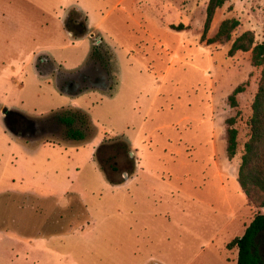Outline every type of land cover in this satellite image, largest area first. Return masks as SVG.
Returning a JSON list of instances; mask_svg holds the SVG:
<instances>
[{"label":"rangeland","instance_id":"rangeland-1","mask_svg":"<svg viewBox=\"0 0 264 264\" xmlns=\"http://www.w3.org/2000/svg\"><path fill=\"white\" fill-rule=\"evenodd\" d=\"M65 1L0 0V227H10L0 236V264H238V248L226 245L264 212L248 202L237 179L262 67L253 65L251 51L230 56L232 40L201 41L208 0H78L93 33L70 48L63 17L53 11ZM227 17L240 20L232 39L252 30L256 42L264 40V0H227L208 37ZM95 36L107 88L92 84L67 91L77 98L67 96L28 61L48 49L63 64L69 55L67 65H81ZM240 84L245 91L234 107L229 96ZM5 107L34 116L71 107L87 113L84 141H95L62 146L77 163L69 197L32 184L3 185L2 174L22 157L13 147L17 137L3 128ZM235 115L238 149L230 159L227 119ZM102 140L129 148L115 181L125 180L133 164L136 170L137 156L145 173L127 186L111 183L98 162L111 155L100 150ZM24 190L32 193L23 202ZM19 235L32 243L13 241ZM259 248L264 264V232ZM13 251L23 255L12 258Z\"/></svg>","mask_w":264,"mask_h":264},{"label":"trees","instance_id":"trees-1","mask_svg":"<svg viewBox=\"0 0 264 264\" xmlns=\"http://www.w3.org/2000/svg\"><path fill=\"white\" fill-rule=\"evenodd\" d=\"M227 0H208L206 7V19L203 26L201 41L207 43H223L232 40L228 51L230 56L239 51L252 52V63L255 66H261V78L258 83V90L252 102V115L249 119L250 135L244 143V149L241 156V163L238 171V182L244 191L248 202L255 208H264V40L256 42L255 33L252 30H246L234 39L233 32L240 25V20L236 17H227L223 19L213 37H208L214 20L216 11L222 7ZM83 13L75 9L69 10V14ZM85 15V14H84ZM82 22V30L74 31L76 38L82 37L89 32L87 25V16ZM69 20V19H68ZM66 20V28L73 29ZM180 29L185 28L183 24L174 26ZM97 49L93 45L92 53ZM245 91L244 84L238 85L231 95L229 102L232 106H238L237 95ZM54 115L60 118V121L66 125L71 132H75L76 122L88 123V115L79 108H64L54 111ZM237 116L227 119V155L232 159L238 149V128L235 126ZM82 134V133H81ZM80 135V134H79ZM83 135V134H82ZM83 139H86L85 137ZM264 232V212L257 211L244 233L241 236L234 237L227 243L228 249L238 248V264H263L262 253L259 248L261 234Z\"/></svg>","mask_w":264,"mask_h":264},{"label":"crops","instance_id":"crops-1","mask_svg":"<svg viewBox=\"0 0 264 264\" xmlns=\"http://www.w3.org/2000/svg\"><path fill=\"white\" fill-rule=\"evenodd\" d=\"M64 6H61L59 9L58 7H53V11L60 15H62V33L66 37V41L64 42L65 46L68 48L74 46V41L85 39L91 36L92 31H89L86 35L76 38L73 33L68 32L66 29H64L63 25L66 19V16L69 13V10L75 9L77 12H83L87 16V11L79 5V1H71V0H66L64 2ZM222 20L219 21V24ZM87 25L88 24V18H87ZM65 26V25H64ZM89 28V26H88ZM90 30V29H89ZM94 44V42H93ZM92 44V46H93ZM55 47V46H54ZM93 48V47H92ZM38 52V53H37ZM40 54H46L57 66L62 67V69L66 70L67 72H73L78 70L79 67L82 65H85L86 62L88 61L89 57L92 54V50L90 54L88 55L87 60L85 63L78 65V66H71L67 65L68 62H72L73 57H67L64 58L65 64L61 63L60 61L55 59V56L53 55L51 50L48 49H39L38 51H34L31 56L29 57V60L31 63H33L34 68L37 72V74L43 78H49L53 82V84L57 87V89L70 97H74L73 95H69L67 91H61L56 83L53 81L54 76L53 73H49L47 75H42L36 67V59ZM71 54H75L74 57H78L80 55H77L75 52L71 51ZM85 54V52L83 53ZM76 96V95H75ZM71 108H79V107H71ZM62 109L58 108L57 110ZM83 110L82 108H79ZM55 111V110H53ZM84 111V110H83ZM25 112V111H24ZM51 112V111H50ZM28 113V112H26ZM49 113V112H48ZM29 114V113H28ZM31 115V114H30ZM38 116H44V115H38ZM8 134L10 133L6 126L3 127ZM11 134V133H10ZM14 140L13 147H17L20 149V152L22 154L21 159H18L17 163H11L8 171L2 174V182L3 185L9 184L15 185V183H23V184H32L34 188L42 189H47V192L45 194L49 195L51 194L50 192H59L61 195H64L65 197H69L71 194H73L72 190L74 188V177H72V173L74 170H71V167L73 165H77L75 160H72L63 154L62 146H70L73 148H79L81 146H84L86 144H90L95 141V139H89L87 141H78V142H52L48 140H38V141H27L21 138H13ZM128 140V139H127ZM130 141V142H129ZM128 142L131 145V140H128ZM101 143V142H100ZM98 144V142H97ZM59 149V150H58ZM67 148H65L66 150ZM96 149V150H95ZM97 148L94 145L93 148L91 149L90 152V158L94 159V156L96 154ZM134 154L137 156V154L134 152ZM46 156V157H45ZM50 156V157H48ZM72 160V161H71ZM95 161V160H94ZM76 171H79L76 169ZM103 174V172H101ZM143 167L141 165V162H139V157L137 156V161H136V170L131 173V174H126V179L119 183L120 185L127 186L131 182L137 181L142 174H144ZM105 177V175L103 174ZM106 178V177H105ZM108 181V180H107ZM115 184V183H114ZM241 187V186H240ZM242 189V188H241ZM27 190H24V198H21V201L26 200V195L30 194L32 192H26ZM243 191V190H242ZM244 193V191H243ZM245 194V193H244ZM25 205V204H23ZM24 207V206H22ZM43 210V208H41ZM8 222H11V224H15L13 219H9ZM10 230V227H0V236H2L5 233H8ZM5 237L2 238L3 241H6L7 238H11L9 235H4ZM14 238H17L18 240H13V241H18L22 243H29L31 244L32 242L30 241V238L26 237V235H19V236H14ZM28 239V240H26ZM11 240V239H8ZM21 255V251H13L12 253V258L17 257L19 258Z\"/></svg>","mask_w":264,"mask_h":264},{"label":"flooded vegetation","instance_id":"flooded-vegetation-1","mask_svg":"<svg viewBox=\"0 0 264 264\" xmlns=\"http://www.w3.org/2000/svg\"><path fill=\"white\" fill-rule=\"evenodd\" d=\"M65 20H68L73 28L66 30L73 33V35L74 31L82 30L81 24L83 19L76 17L75 13L68 14ZM97 37L99 36H95V45L98 47L101 45L102 41L97 43ZM94 53L95 54H92L95 57L91 58L90 56L83 68L73 72H67L62 69V67L55 65L46 54H40L37 57L36 67L42 75L53 73L55 83L61 91H68L69 89L79 87H88L92 84H95L98 88L104 89L107 88L106 86L108 85V73L105 70L104 61H102L103 58L101 57V52L96 49ZM2 117L5 126L8 127V131L11 134L27 141L43 140V138L48 135L61 138L63 141L67 142L84 141L89 137V128H87L82 122H76L75 127L77 130L71 132L69 128L60 121V118L57 115L43 118L42 116L30 115L20 109L17 110L15 108L10 109L5 107L2 108ZM84 137L86 139H83ZM99 147H101L100 150H102L105 156L107 153L111 152V155L107 158L97 156L101 170L111 183H121L122 181H115V177L121 172V167L125 163L122 161V157L124 152L128 153V146L120 141L107 143L102 140ZM96 155L97 151L95 156ZM134 169L135 165L133 164V166L130 167V169H127V171L131 174L134 172Z\"/></svg>","mask_w":264,"mask_h":264},{"label":"water","instance_id":"water-1","mask_svg":"<svg viewBox=\"0 0 264 264\" xmlns=\"http://www.w3.org/2000/svg\"><path fill=\"white\" fill-rule=\"evenodd\" d=\"M54 111H52L51 113H49V114H47V115H44V116H42L43 118H47V117H50V116H52V115H54ZM7 128V130H8V127H6ZM48 136H51V135H48ZM130 154H133V152L131 151L130 152Z\"/></svg>","mask_w":264,"mask_h":264},{"label":"built area","instance_id":"built-area-1","mask_svg":"<svg viewBox=\"0 0 264 264\" xmlns=\"http://www.w3.org/2000/svg\"><path fill=\"white\" fill-rule=\"evenodd\" d=\"M96 40H97V43L101 42L100 37H97Z\"/></svg>","mask_w":264,"mask_h":264}]
</instances>
